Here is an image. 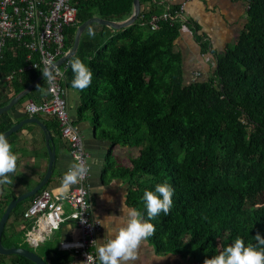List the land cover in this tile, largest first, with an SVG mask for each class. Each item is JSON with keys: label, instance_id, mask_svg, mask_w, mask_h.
Segmentation results:
<instances>
[{"label": "trees", "instance_id": "1", "mask_svg": "<svg viewBox=\"0 0 264 264\" xmlns=\"http://www.w3.org/2000/svg\"><path fill=\"white\" fill-rule=\"evenodd\" d=\"M74 2L76 19L64 27V51L84 20L100 16L119 21L132 11V0ZM152 13L144 7L122 29L86 26L63 79L66 88L79 94L74 123L87 113L94 131L100 129L109 142L102 179L128 182L126 203L141 218L128 237L144 234L157 252L179 253L204 264H264V0L247 1L245 27L216 56L213 75L188 84L182 81L180 54L173 49L180 22L162 21L150 30L140 21ZM201 44L206 51L207 42ZM14 45L0 57V106L41 73L25 70L5 79L26 63V50ZM45 96L42 78L10 110ZM49 118L43 122L54 131L52 139L62 138L57 120ZM15 122L9 111L0 114V134ZM13 134L0 140L5 147L0 148L1 186L8 185L15 169L8 167L5 151ZM117 144L138 149L129 166L117 165L112 154ZM51 179L12 209L10 216L24 223L8 234L6 221L5 247L28 248L25 233L31 221L23 211ZM13 197H3V210ZM53 243L47 237L32 250L48 264L72 260L71 252H55ZM0 264L36 263L19 254H0Z\"/></svg>", "mask_w": 264, "mask_h": 264}, {"label": "crops", "instance_id": "2", "mask_svg": "<svg viewBox=\"0 0 264 264\" xmlns=\"http://www.w3.org/2000/svg\"><path fill=\"white\" fill-rule=\"evenodd\" d=\"M182 1L140 0V10L149 7L153 13H160L166 7L177 6ZM246 9V0L186 1L184 10L186 22L180 24L179 35L173 45L174 51L181 57L184 84L207 80L213 75L216 56L233 44L244 29ZM203 41H206L208 45L206 51L201 47ZM66 99L69 114L75 121L79 94L67 88ZM9 113L16 122L29 116L22 107L9 110ZM38 119L43 124H45L43 120L50 122L47 116L40 115ZM75 124L88 152L90 165L88 191L93 218L101 224L97 232V248L101 261L110 264H195L196 261L193 258L179 253L157 252L144 234L127 236L141 223L140 216L126 203L128 182L121 177H113L108 181L102 179L101 170L109 142L96 135L89 119L78 120ZM21 127L22 129L12 135L11 146L5 149L8 151L7 165L8 167L15 165V169L10 173L8 185H0V215L3 212V197L10 193L16 196L24 189L34 186L43 176L48 162L41 127L35 123H25ZM48 130L52 136H55L53 130L49 128ZM53 144L56 158L51 174L52 179L47 188L54 194L62 195L74 183V175L68 172V168L74 165V161L69 154L68 144L62 138L57 136ZM0 148L5 147L3 148L0 144ZM132 148L120 144L113 147L112 154L117 165H130V158L136 155H130V157L127 155ZM120 158H123V161ZM65 209L67 210V207ZM8 219L6 229L9 234L17 228L19 221L14 215L9 216ZM48 238L54 241L55 252H71L73 255V248L79 240V229L73 220L66 219ZM52 253L51 251L49 254Z\"/></svg>", "mask_w": 264, "mask_h": 264}, {"label": "built area", "instance_id": "3", "mask_svg": "<svg viewBox=\"0 0 264 264\" xmlns=\"http://www.w3.org/2000/svg\"><path fill=\"white\" fill-rule=\"evenodd\" d=\"M186 1L183 0L176 7L168 6L160 13H152L140 24L147 25L150 30L158 28L162 21L184 24ZM76 14L74 0H0V57L8 47H15L14 44L26 50L25 65L8 73L6 80L25 70L46 71L43 77L46 79V96L38 103L26 100L22 108L29 116L41 114L57 120L60 135L68 141L69 154L74 161V165L68 168V172L74 175V183L67 192L57 195L44 188L23 211L24 219L31 221L25 240L36 247L64 220L71 219L79 229V240L73 248L74 259L67 264H110L100 259L97 232L101 224L92 215L88 191V152L69 114L67 88L63 85L68 62L54 65L51 71L48 70L66 52L63 47L64 27L75 22Z\"/></svg>", "mask_w": 264, "mask_h": 264}, {"label": "water", "instance_id": "4", "mask_svg": "<svg viewBox=\"0 0 264 264\" xmlns=\"http://www.w3.org/2000/svg\"><path fill=\"white\" fill-rule=\"evenodd\" d=\"M140 13V0H132V11L130 15L123 19V20H109L102 18L100 16H92L80 24L77 25L75 33H74V39L71 48H69L63 55H61L59 58H57L54 63L48 67V70L51 71L53 66L59 65L63 62H66L69 58H71L77 51L78 45H79V40L82 32L91 23H98L101 25H105L108 27H111L113 29H122L125 27L130 26L133 24ZM46 74V71H42L39 76H37L28 86H26L24 89L13 95L9 101L0 106V114L9 111L14 105H16L19 101V99L26 94H28L32 87L36 85ZM25 123H35L38 124L41 129L43 130L44 133V142H45V147L47 150L48 154V162L46 166V170L41 177V179L31 188L28 190L19 193L15 197L11 198L5 209L0 215V254H19L22 255L31 261H33L36 264H48L39 254H37L35 251L30 250L25 247H20V246H11V247H5L2 242H1V237H2V232L5 226L6 221L8 220L10 213L14 207H16L17 203L25 198L31 197L35 195L49 180L52 172H53V166L55 163V158H56V153H55V148L52 140V135L50 131L48 130L47 126L43 124L37 116H28L26 118H23L19 120L18 122L13 123L10 127H8L6 130H4L0 134V140L4 139L5 137L11 135L12 133L17 132L21 126Z\"/></svg>", "mask_w": 264, "mask_h": 264}, {"label": "rangeland", "instance_id": "5", "mask_svg": "<svg viewBox=\"0 0 264 264\" xmlns=\"http://www.w3.org/2000/svg\"><path fill=\"white\" fill-rule=\"evenodd\" d=\"M92 24H93L94 27H97V23H92ZM85 119H89V117L87 116V113H84L83 117H82L80 120H85ZM102 119H103V121H104V116H102ZM89 120H90V119H89ZM104 124L106 125V122H105V121H104ZM107 127H108V126H107ZM96 135H97L99 138L102 139V133H101V130H100V129H97V131H96ZM137 152H138V149L135 148V147H133L132 149H129L127 155L130 157V155H135V154H137ZM120 159L123 161V158H120ZM125 161H126V158H125ZM23 223H24L23 221H22V222H18L17 226H22ZM27 247H28L29 249H31V250L34 249V247L30 246L29 244H27ZM35 248H36V247H35Z\"/></svg>", "mask_w": 264, "mask_h": 264}]
</instances>
